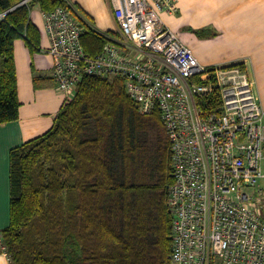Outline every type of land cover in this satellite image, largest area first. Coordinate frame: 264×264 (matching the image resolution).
I'll return each mask as SVG.
<instances>
[{"label": "trees", "instance_id": "obj_1", "mask_svg": "<svg viewBox=\"0 0 264 264\" xmlns=\"http://www.w3.org/2000/svg\"><path fill=\"white\" fill-rule=\"evenodd\" d=\"M24 1L0 0V125L19 119L16 42L42 52L33 4L79 13L91 59L122 38L99 31L70 0ZM174 182L161 114H141L121 78L85 77L48 132L10 151V224L2 231L10 264H171Z\"/></svg>", "mask_w": 264, "mask_h": 264}, {"label": "built area", "instance_id": "obj_2", "mask_svg": "<svg viewBox=\"0 0 264 264\" xmlns=\"http://www.w3.org/2000/svg\"><path fill=\"white\" fill-rule=\"evenodd\" d=\"M110 2L122 38L92 59L79 13H43L56 89L67 103L85 77H118L141 114H161L174 161L171 264H264V107L250 72L201 63L162 19L177 0ZM0 255L10 263L1 231Z\"/></svg>", "mask_w": 264, "mask_h": 264}, {"label": "crops", "instance_id": "obj_3", "mask_svg": "<svg viewBox=\"0 0 264 264\" xmlns=\"http://www.w3.org/2000/svg\"><path fill=\"white\" fill-rule=\"evenodd\" d=\"M70 1L99 31L117 30L110 0ZM41 14L39 23L31 20L41 32L42 52L32 55L22 39L15 44L19 119L0 125L1 232L10 224V151L48 132L65 105V97L52 80L53 64L45 53L49 41ZM162 19L177 33L209 30L213 36L210 49L220 56L219 61L203 63L196 48L188 45L195 56L205 65H242L250 72L264 107V0H177L175 12L163 13ZM0 264L10 263L0 255Z\"/></svg>", "mask_w": 264, "mask_h": 264}, {"label": "rangeland", "instance_id": "obj_4", "mask_svg": "<svg viewBox=\"0 0 264 264\" xmlns=\"http://www.w3.org/2000/svg\"><path fill=\"white\" fill-rule=\"evenodd\" d=\"M41 9L38 5L33 4V8L31 11V17L34 21L39 23L41 20ZM116 25V24H115ZM114 25V27H115ZM210 29V28H209ZM180 38L189 46L196 48V53L199 55L202 59L203 63H206V61H212L214 64L219 61L220 56H217L214 52L211 51V41L213 39V36L210 34L209 36H201L196 34L194 31H179ZM198 47H197V46ZM215 61V62H214ZM208 64V63H206ZM264 168V165H263Z\"/></svg>", "mask_w": 264, "mask_h": 264}]
</instances>
